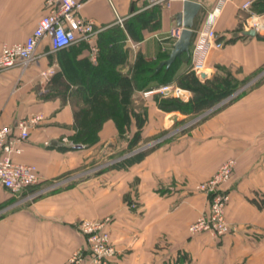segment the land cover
<instances>
[{
	"label": "crops",
	"instance_id": "obj_1",
	"mask_svg": "<svg viewBox=\"0 0 264 264\" xmlns=\"http://www.w3.org/2000/svg\"><path fill=\"white\" fill-rule=\"evenodd\" d=\"M81 1L82 17L102 30L114 25L123 31L125 38L112 46L122 58L115 62L121 75L129 73L137 52L158 61L170 50L169 31L179 25L182 1L158 6L156 24L143 29L140 40L124 24L145 9L144 0ZM197 1L201 9L193 27L220 0ZM43 13L42 0H0V47L24 40ZM250 28L254 35L244 33ZM215 31L224 46L209 51L207 77L226 70L246 84L264 67V0H221ZM72 48L71 56L62 57L45 39L35 60L0 70V127L40 116L13 159L34 165L40 176L36 187H47L39 197L19 200L0 184V264H66L75 249L85 247L81 221L105 217L118 251L111 264H264V77L188 121L186 131L181 130L190 114L164 111L140 89L129 92L128 99L145 109L140 142L164 131L172 136L134 161L111 166L113 151L124 148L112 118L83 150L63 140L75 141L73 111L90 99L85 92L90 76L80 65L92 60L88 50ZM58 77L59 87L53 84ZM171 114L178 115L175 122L168 120ZM128 129L136 130L134 120ZM227 159L235 161L225 184V217L232 229L218 239L191 235L190 223L207 206L195 185Z\"/></svg>",
	"mask_w": 264,
	"mask_h": 264
},
{
	"label": "built area",
	"instance_id": "obj_2",
	"mask_svg": "<svg viewBox=\"0 0 264 264\" xmlns=\"http://www.w3.org/2000/svg\"><path fill=\"white\" fill-rule=\"evenodd\" d=\"M171 0H144V8L166 6ZM184 1V0H179ZM221 1V0H220ZM220 1L212 7L206 17L193 27L191 44L189 47L190 70L199 79L202 74L208 76L206 61L211 49H220L224 42L217 39L215 19L220 13ZM250 1H246L247 6ZM44 13L38 19L35 27L24 40L3 43L0 47V70L14 65L26 66L38 56V47L45 39L49 50L57 51L72 44L83 42L90 49V58L96 60L97 50L95 36L102 30L91 19L81 16V0H42ZM121 23V19H118ZM255 29V28H254ZM180 27L171 28L169 37L172 43L178 38ZM264 76V67L260 69L246 85H251ZM237 93L235 90L220 103L231 100ZM143 98L152 96H173L186 101L190 91L176 83H164L140 90ZM40 119L39 115L26 116L18 119L13 126L0 127V184L19 200H32L41 196L47 187H36L40 181L37 168L32 164L17 162L13 155L21 151L20 144L29 137V126ZM70 149L83 150L86 144L81 141L63 139ZM235 168L234 159H227L207 179L195 185V190L207 196L206 208L189 225L190 234L204 232L212 238H221L232 229L225 217V206L229 200V191L225 184L231 178ZM106 220L81 221L79 227L86 235L85 247L72 252L66 264H85L89 260L92 264H111L117 249L110 242L105 229ZM87 257H86V254ZM87 258V259H86Z\"/></svg>",
	"mask_w": 264,
	"mask_h": 264
},
{
	"label": "trees",
	"instance_id": "obj_3",
	"mask_svg": "<svg viewBox=\"0 0 264 264\" xmlns=\"http://www.w3.org/2000/svg\"><path fill=\"white\" fill-rule=\"evenodd\" d=\"M157 11L158 6L146 8L125 22V30L133 40H140L142 37L141 31L156 24ZM124 38L123 31L118 27L113 25L104 28L97 36L98 54H96V61L92 62L85 58L80 65L85 73L90 76L86 81L87 87L85 88V92L90 95V99L87 100V106L73 111V128L75 129V141H81L86 146L96 140L97 131L108 118L115 121L120 135L128 131L131 119L134 120L136 126L134 142L140 141L141 128L146 120L145 109L142 104L135 105L132 100L128 99L129 92L174 81L177 85L191 91L192 95L186 101L173 96H155L154 99L157 101L158 107L167 112L178 110L184 114L198 115L220 103L244 82H239L226 70H221V73L212 74L204 79H199L189 69L175 72L177 63L189 65V60L185 59L184 54L175 59L169 68L163 66L156 70L157 64L167 56V53L158 61H150L144 59L137 52L129 73L121 75L115 69V62L122 58L115 57L116 50L112 46L118 44ZM77 45H85L84 47H86L85 43L80 42L57 51L62 57L71 56L73 53L72 47ZM53 82L57 87L62 84L59 77ZM103 94L109 96V100H105ZM140 157L141 155L135 156L136 159ZM124 160L115 163V165L134 161V157Z\"/></svg>",
	"mask_w": 264,
	"mask_h": 264
},
{
	"label": "rangeland",
	"instance_id": "obj_4",
	"mask_svg": "<svg viewBox=\"0 0 264 264\" xmlns=\"http://www.w3.org/2000/svg\"><path fill=\"white\" fill-rule=\"evenodd\" d=\"M84 46L83 45H77V46H75V48H76V50H84V49L88 50L87 52H88V55L90 56L91 53H90V49H89L88 45L86 47H84ZM183 69L184 70L185 69H189L190 70V64L189 65H185V64H181V63H177L176 64L175 72H180ZM262 77H264V76H262ZM246 86H250V85H246V84L243 83L242 85H239L235 90H237L239 88H242V87H246ZM191 95H192V93L190 91V96ZM138 103L140 104V102H138ZM219 105H220V103L216 104L215 106H213L210 109L214 110ZM210 109H207V110H205L204 112H201L198 115H191L188 118H186L185 120H187V121H185L186 123H184V126H183L184 128L181 131H186V130L189 129L188 127L190 126V124L187 125V122L188 121H189V123H193V121H192L193 119L198 120V117L202 116L203 113H205V112H209ZM134 134H135L134 131L128 129L127 132H124V134L120 135V139H121V141L124 144V148L121 149V150H119V151L118 150L113 151V153L111 154V166H114L115 163H118L120 161H125L124 159L130 158L132 156L134 157V160H135L136 159L135 156H137V155L138 156H140V155L142 156L145 152H147L148 150H150V149H152L154 147L159 146L160 144H162L163 142L167 141V139H169L172 136L171 132L168 134V132L164 131V132L160 133L159 135H157V137L152 138L149 141H146V142H144V141H142V142H140V141L134 142ZM105 166L106 165H104L102 163L100 164V168H103ZM201 193H203V192H201ZM205 197H206V202H207V196L205 195ZM131 205H132L131 207H134L135 204L132 203ZM196 218H197V216H196ZM100 220H104V221L106 220V222H105V229L107 230V232L109 234V230H108L107 226L110 223V217H105L104 219H100ZM79 229L82 232V229L80 227H79ZM200 233H204V232H200ZM196 234H198V233H196ZM191 235H193V234H191ZM84 237H85V241H86V235L85 234H84ZM109 239H110V234H109ZM110 242L112 243L111 239H110ZM114 247H115V245H114ZM117 254H118V251L116 252L115 257H116ZM86 257H87V254H86ZM88 261H89L88 259L87 260L84 259V263L85 264H92V263H89Z\"/></svg>",
	"mask_w": 264,
	"mask_h": 264
},
{
	"label": "water",
	"instance_id": "obj_5",
	"mask_svg": "<svg viewBox=\"0 0 264 264\" xmlns=\"http://www.w3.org/2000/svg\"><path fill=\"white\" fill-rule=\"evenodd\" d=\"M201 9V3L197 0H184L182 2V12L180 15L179 25L180 33L178 38L172 43L170 50L167 53L166 58L159 61L156 66V70L161 67L169 68V66L175 61V59L180 58L183 54L185 59L189 57V47L191 44L192 30L194 26L195 17L198 15ZM247 35H254L255 29L250 28L244 31ZM206 74H202V78H206ZM177 114H171L168 117L170 122H175L177 120ZM109 143L108 145H111Z\"/></svg>",
	"mask_w": 264,
	"mask_h": 264
}]
</instances>
